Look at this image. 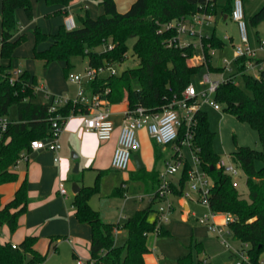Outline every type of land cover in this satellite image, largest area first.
<instances>
[{
  "label": "trees",
  "instance_id": "trees-1",
  "mask_svg": "<svg viewBox=\"0 0 264 264\" xmlns=\"http://www.w3.org/2000/svg\"><path fill=\"white\" fill-rule=\"evenodd\" d=\"M71 0H46L49 4L67 6ZM235 0H227L222 9L223 18H231ZM103 13L92 17L86 12L81 17V26L68 30L62 25L55 34L43 33L36 28L37 44L52 38L53 42L45 50H34V59L41 67L60 60L66 62L68 74L72 57L81 55L87 58L88 67L99 68L108 65H122L127 58L128 41L136 38L133 45L137 66H128L118 74L95 77L86 84L90 96H99L108 104L120 102L128 91L129 109L142 105L149 111H162L174 97L181 96L192 82V76L200 71L202 65L191 64L197 54L193 44L180 47L170 43L176 36L171 30L159 31L165 24L182 16L206 11L217 15L216 0H136L126 12H120L115 0H98ZM19 7L33 16L32 0H3L1 13L3 32L0 56L12 60L14 50L25 40L24 36L13 38L17 21L15 12ZM264 21V4L250 17V23L257 25ZM113 44L112 49H106ZM204 52L208 59L211 49L222 48L225 39L215 31L203 37ZM102 47V49H98ZM245 58L238 59L239 70L245 68ZM212 72L224 71V67H214L208 63ZM11 64L0 63V116H8L11 106L16 105L18 118L10 121L0 139V185L16 181L18 174L13 170L24 151L31 150L34 139L50 137L53 134V116L68 118L78 112H87V107L72 100L58 105L51 111V104L34 102L36 75L24 70L14 84L10 83ZM246 88L233 79L224 81L215 93V99L222 109L235 115L239 120L249 123L259 133L262 149L238 146L234 160L246 175L249 196L244 197L236 187L231 174L218 164L221 157L214 148L216 132L211 128L208 112L202 108L196 111L194 144L198 148L203 169L211 176L213 186L210 206L216 212H229L236 216L230 224L233 236L241 243H249L250 264H259L264 252V165L256 167L257 161L264 163V78L258 79L244 73ZM183 132H181V137ZM157 163L165 158L163 146L155 144ZM188 167V166H187ZM104 172L97 175L96 184L84 186L76 194L74 205L79 221L87 223L92 229L91 257L89 264H145V255L153 251L151 236L170 235L164 226L158 227V198L151 205L137 210L122 226L128 232L123 245L116 243V229L119 225L107 221L103 213L94 209L90 199L100 192V182ZM158 168L147 171L136 170L131 179L144 183L146 190L156 193L160 183ZM188 177L183 172L179 183L173 184L175 195H182ZM117 189L112 195H116ZM28 210V187L24 181L14 197L3 203L0 195V264H44L51 252L58 251L61 236H53L49 249L39 247L40 237L27 236L16 248L11 242L2 240L3 227L7 225L14 233L19 226V218ZM198 252L203 251L202 243H195ZM178 264H195L190 252L178 259ZM200 264H208L200 261Z\"/></svg>",
  "mask_w": 264,
  "mask_h": 264
},
{
  "label": "crops",
  "instance_id": "crops-1",
  "mask_svg": "<svg viewBox=\"0 0 264 264\" xmlns=\"http://www.w3.org/2000/svg\"><path fill=\"white\" fill-rule=\"evenodd\" d=\"M95 1L98 0H71L67 6H63L61 4H49L46 0H32L33 16L31 18L25 8H17L15 12L17 24L13 29V38L17 39L20 36H24L25 40L14 50L12 60L2 59L3 61L1 63L12 65L15 57H22L23 55L28 54L34 58L35 48L38 50L49 48L53 39L48 38L37 44L35 34L36 28H39L43 33L50 35L55 34L62 25L65 26V21L68 16H73L77 27L81 26V17L86 12H89L92 17H97L103 13V8L100 5H96L94 3ZM115 1L118 10L120 12H126L136 0ZM2 8L3 0H0V36L3 32L1 19ZM223 20L227 21L232 19L228 17L226 18L225 16ZM232 22L234 21L232 20ZM228 35L231 36V41H234V36L230 34ZM259 40L260 39L256 40L255 45ZM24 48H27V53L23 51ZM46 67H40L43 68L41 74H43V70ZM87 67L88 64L86 65V68ZM23 70H28L32 75L30 69ZM36 76L35 96L37 95L38 90L44 93L45 98L49 101L43 104H51L53 98L56 96L51 95L48 91V83L44 81L43 76ZM43 87L50 93L49 96L46 94L45 90H42ZM76 95H66V97L62 98H75ZM128 102V91H126L124 98L120 102L109 104L112 112L111 119L114 123V131L110 139L100 140L95 133L85 126V113L78 112L67 118L60 134L59 140L62 144V148L58 153L60 157L59 161H55V152L45 149L30 150L27 158L18 160L17 164L13 167V170L18 174L17 180L0 185L1 201L5 203L12 199L18 188L24 181H26L28 187V210L19 218V226L14 233H11L7 225L3 227V241L19 245L27 236L36 235L40 237V249L46 251L49 249L50 238L53 236H61L59 240V249L54 252H59L60 246L65 244L72 249L73 257L77 259V264L78 260L83 261V259H90L92 229L89 224L83 223L77 218L74 202L78 192H74L73 186L74 183H77L80 190L84 186H92L87 182H84L85 175L90 172L96 174V176L99 173L104 172L102 177V179H104L109 174L119 171L112 167V158L118 144V137L125 113L129 109ZM8 119L10 120L9 117ZM142 133L144 135L147 134L146 130H142ZM169 147L170 150H172V146ZM163 152L165 153L164 146ZM76 154L78 155L77 159H73L72 156ZM135 154H139V152L137 151ZM170 155L171 154L166 152L165 158ZM77 162L79 163V171L74 172L75 164ZM133 162L134 165L131 164L128 169L130 171L129 180L128 177L122 178L120 184L115 188V190L117 189L118 191L116 196L124 197L120 199L122 200L121 204L110 200L108 194L102 195L101 189L100 192L97 193L100 195L99 207L95 206L93 203L94 196L90 199L91 206L94 209L101 211L107 221L119 225V228H117L115 232L117 245H123L122 242H118V234L123 236L125 242L128 238L127 230L122 227L128 218L137 210L149 207L155 198V193L148 192L144 183L131 179V174L136 170H139L135 164L134 158ZM144 168L146 169V166ZM146 170L151 171L148 169ZM159 172L161 173L162 170L159 169ZM79 173H81L82 176H78L77 174ZM130 182H136L135 184L141 191L140 196L136 197L140 202L133 204L134 208L132 211L126 209L130 199L126 194L130 189ZM61 186L66 190L65 195L60 192ZM159 202L158 199L156 203L157 207L159 206ZM182 205L184 206L185 212L191 210L189 203L184 202ZM119 206L122 208L119 209ZM118 209L120 211H118ZM195 231L196 230L193 229V232ZM169 232V236H173V233H176V228L173 227V230H169ZM154 250L153 247V251L145 255V264H160ZM203 262L207 263L206 261ZM231 262H229V264Z\"/></svg>",
  "mask_w": 264,
  "mask_h": 264
},
{
  "label": "built area",
  "instance_id": "built-area-1",
  "mask_svg": "<svg viewBox=\"0 0 264 264\" xmlns=\"http://www.w3.org/2000/svg\"><path fill=\"white\" fill-rule=\"evenodd\" d=\"M215 19V15L199 11L192 15L182 16L180 18L162 24L159 31L171 30L176 32V36L171 39V44L185 47L193 44L196 49L198 47L203 52L200 58L204 63L207 61V56L204 52L203 37L205 35L204 27L209 25ZM231 19L237 25L240 37V43L234 44L236 57L234 59L235 69L227 63L224 71L220 73L218 78H213L210 72L205 74L204 82L207 88L202 92H198L195 86L191 83L185 89L181 96L174 95L172 100L164 106L162 111H149L148 108L139 105L133 109H128L125 113L124 121L119 133L118 144L112 158V167L115 170L126 171L130 167V162L133 160L135 152L141 148L139 139V130L146 128L149 135L156 140L157 143L164 147L172 146V154L166 158V168L159 175V187L154 194L159 199L158 206V227L163 226V223L168 221L170 213L173 209V203L170 199L173 195V184H178L179 180L186 170L188 188H185L183 196L196 198V200L208 206L210 213L200 217L201 224L206 226L209 231L214 232L221 243L229 248H232L234 254L240 259L235 264H250L249 243H241L239 247H234L228 237L233 236V231L230 224L236 220V216L229 212H216L211 209L210 195L213 186L211 176L203 169L201 159L198 154V148L194 144V127L196 125V111L202 107L198 97H205V102L213 106L215 109H222V105L216 101L215 93L218 87L226 80L237 79L243 76L244 73L253 75L255 78H264V39H260L255 45L252 43L249 31L248 21L246 19L244 1L235 0L231 14ZM65 26L68 30L75 29L76 22L73 16H68L65 21ZM181 35H189L198 39L193 43L190 41L181 40ZM224 39L231 40V36L225 35ZM2 38L0 36V50ZM113 44H109L106 49H112ZM245 58L244 70H239L236 66L238 59ZM209 61V59H208ZM1 63V61H0ZM210 63V61H209ZM228 69L230 75H226ZM23 69H17L14 73L11 70L10 83L14 84L22 75ZM118 74L115 65L101 66L99 68L87 67L83 74H70L71 81L80 84L78 93L75 98H53L51 103V111H56L58 105L66 104L69 101L75 103H83L87 107L85 126L97 135L100 140H108L112 137L114 131V123L111 119V109L106 100L99 96H90L86 91V84L95 77L106 76L105 73ZM108 75V74H107ZM46 94L50 93L43 87ZM213 96V98H212ZM53 134L50 137L34 139L31 142V150H49L56 153L55 161H59L58 155L62 148L59 140L67 118L57 115L51 118ZM10 120L7 116H0V139L7 130ZM181 132L183 135L181 137ZM186 148L190 151L191 160L185 157L182 150ZM27 151L21 154L20 159H25L28 156ZM220 167L228 174H237V169L232 164H227L224 160H220ZM188 166V167H187ZM176 177L178 179H176ZM61 194L65 195L66 190L63 186L60 189ZM18 245L13 244L16 248ZM234 263V262H233ZM78 264H83L82 260H78Z\"/></svg>",
  "mask_w": 264,
  "mask_h": 264
},
{
  "label": "rangeland",
  "instance_id": "rangeland-1",
  "mask_svg": "<svg viewBox=\"0 0 264 264\" xmlns=\"http://www.w3.org/2000/svg\"><path fill=\"white\" fill-rule=\"evenodd\" d=\"M216 1L218 5V12L216 18L209 25L204 27L205 35L212 34V32L215 31L221 38H224L226 33H228L234 36V41L225 39V45L222 48L211 49L209 51L211 55L209 61L214 67H225L227 66V63H229L230 66L235 69L233 62L236 57L234 44L241 42L239 31L237 25L232 22V20H223L222 9L227 4V0ZM94 3L99 6L98 1H95ZM263 4L264 0H244L249 36L253 44H255L257 39L264 38V21H261L257 25H253L250 23V17L253 16ZM180 38L183 41H190L193 43L198 41L197 38L191 37L189 35H181ZM135 40L136 38H131L128 41L127 58L122 65H116L118 73L128 66H137L139 64V60L134 55L133 51ZM98 49L100 50L102 47H99ZM23 51L27 53V48H24ZM200 55H203V52L198 47L197 54L191 59V64L193 65L204 64L200 71L192 76L191 83L195 86L199 93L207 88V85L204 82V76L210 72L208 59L204 63V61L201 60ZM0 61H3L1 57ZM71 61L72 66L70 67L68 74L65 72L66 62L57 60L50 63L43 70V75L41 74L43 68H40V63L32 56L27 54L23 55L22 57L20 56L14 58L12 72L14 73L19 68L30 69L32 75L36 74L43 76L44 81L48 83V91L51 93V95H55L57 98L66 97V95L75 96L80 84L71 81L69 75L80 73L83 74L85 72L86 65L88 64V60L84 56L76 55L72 57ZM107 74L109 73L106 72L105 75ZM210 74L213 78H218L220 76V73L217 72H210ZM225 74L230 75V71L226 69ZM237 81V83L242 88H246L242 76L238 77ZM198 99L202 104V109L208 112L211 128L216 132V137L214 140V148L216 152L219 154L222 160H224L227 164H232L237 169L238 173L232 175L233 181L239 192L244 197H248L249 189L246 184V175L234 160V152L237 150L238 146H249L259 150L262 149L258 131L249 123L239 120L235 115L227 113L223 109H215L213 106L205 102V97L202 95H200ZM33 101L39 103L49 102L48 99L45 98V94L38 90L37 95L33 98ZM8 117L10 120H16L18 118L16 105L11 106ZM142 130H146V128L139 130L138 134L141 142V148L138 150V152L141 156V159L145 163L146 169L153 170L156 167L164 171L166 168V161L164 159L160 160L158 163L156 161V140H154L149 135L147 130L146 135L142 133ZM164 148L165 154L166 152L168 154H172V150H170L169 146ZM182 153L185 157L191 160L192 156L188 149L184 148ZM133 163V160H131L130 165H134ZM263 165L264 163L260 161H257L256 163L257 168H261ZM77 175L82 176L81 173ZM124 177H128L129 180V170L113 172L106 176L100 182L101 194H108L110 200L121 204L122 200L120 199L124 197H118L112 194L116 186L120 184L121 179ZM176 179L178 178L176 177ZM84 180V182H87L89 185L93 186L96 184L97 176L96 174L90 172L85 175ZM135 183L136 182H130V189L126 192L130 198L128 206L126 207L128 211L133 210L134 203L140 202V200L136 197L140 196L141 191L138 189V186ZM186 188H188V186H186ZM93 196L94 205L99 207L100 195L94 194ZM194 196L195 195H193V198H189L185 195H171L170 199L174 208L170 213L168 221L163 223V226L169 230H173V227L176 228V233H173V236H151L152 246L155 249L154 252L160 261V264H178V259L190 252L193 254L195 264H200V261H206L208 264H229V262L233 261V264H235V262L240 258L234 254L233 249L223 245L214 232L209 231L206 226L200 223V217L204 216L205 214H209L210 208L199 203ZM184 202L190 204L191 210L189 212H185L184 206L182 205ZM121 208L122 207L119 206V209ZM119 209L118 211H120ZM193 229L196 231L193 232ZM228 238L234 247H239L241 245V242L235 238ZM117 239L118 242H122V244H124L125 241L121 234H118ZM196 242L202 243L203 251L198 252L195 245ZM83 261L84 264H89L88 260L83 259ZM44 264H77V259L73 257L72 249L69 246L63 244L60 246L59 252L50 253ZM259 264H264V252L261 255Z\"/></svg>",
  "mask_w": 264,
  "mask_h": 264
},
{
  "label": "water",
  "instance_id": "water-1",
  "mask_svg": "<svg viewBox=\"0 0 264 264\" xmlns=\"http://www.w3.org/2000/svg\"><path fill=\"white\" fill-rule=\"evenodd\" d=\"M227 17H228V16L226 15V18H227ZM77 157H78L77 154L74 155V156H72L73 159H77ZM134 161H135V164H136V166H137L138 169H142V168L145 167V164L143 163V161H142L141 157L139 156V154H135V155H134ZM78 171H79V163L77 162V163L75 164L74 172H78ZM73 190H74V192H76V193L80 191V188H79V186L77 185V183H74ZM230 264H233V262H231Z\"/></svg>",
  "mask_w": 264,
  "mask_h": 264
}]
</instances>
